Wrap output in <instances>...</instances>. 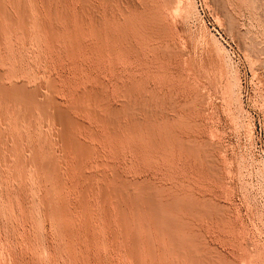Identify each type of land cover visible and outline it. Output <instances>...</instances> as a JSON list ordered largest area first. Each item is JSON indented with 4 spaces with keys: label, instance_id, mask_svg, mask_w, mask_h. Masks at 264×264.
I'll return each instance as SVG.
<instances>
[{
    "label": "rangeland",
    "instance_id": "1",
    "mask_svg": "<svg viewBox=\"0 0 264 264\" xmlns=\"http://www.w3.org/2000/svg\"><path fill=\"white\" fill-rule=\"evenodd\" d=\"M60 1L0 0V85L42 91L79 124L72 133L91 156L78 163L39 111L0 103V264H176L150 232L141 231L142 254L132 255L134 231H120L113 205L98 195L116 173L117 184L151 186L163 201L184 196L215 207L208 218L184 217L216 256L211 264H264V0H88L86 12L77 0ZM93 98L113 112L130 101L150 110L123 117L115 139L72 109ZM168 125L205 146L204 155L160 146ZM34 157L55 164L60 193L47 196L50 184L30 170ZM82 196L92 207L88 223L75 216Z\"/></svg>",
    "mask_w": 264,
    "mask_h": 264
},
{
    "label": "bare ground",
    "instance_id": "2",
    "mask_svg": "<svg viewBox=\"0 0 264 264\" xmlns=\"http://www.w3.org/2000/svg\"><path fill=\"white\" fill-rule=\"evenodd\" d=\"M54 1V0H53ZM57 1V0H56ZM61 0L60 2H62ZM81 3V10L87 11L88 10V0H77ZM142 1V0H141ZM32 2V1H31ZM30 2V4H32ZM64 2V1H63ZM66 2V1H65ZM114 2V1H113ZM112 2V3H113ZM145 2V1H144ZM1 3V2H0ZM23 4H26V2H22ZM34 3V1H33ZM22 4V5H23ZM29 4V5H30ZM44 4V3H43ZM3 6L5 4H2ZM0 4V13L5 15V8H3ZM24 6V5H23ZM26 6V5H25ZM24 6V7H25ZM27 7H29L27 5ZM37 5L34 8L36 10ZM64 7V5H63ZM66 7V6H65ZM7 9V8H6ZM25 9V8H24ZM63 9V8H61ZM22 10V9H21ZM38 10V9H37ZM54 11V10H53ZM65 11V10H64ZM25 12V11H24ZM30 12V11H29ZM27 12V13H29ZM8 13V12H7ZM32 13V12H31ZM34 13V12H33ZM37 13V12H36ZM0 14V15H1ZM12 14V13H11ZM66 14V13H65ZM22 15V14H21ZM24 15V14H23ZM30 15V14H29ZM38 15V14H37ZM58 15V14H57ZM8 17V20L11 22V24L16 25L15 21H13L8 14L6 15ZM66 16V15H65ZM64 16V17H65ZM31 17V16H30ZM63 17V18H64ZM25 18V15H24ZM27 18V17H26ZM33 18V17H32ZM31 18V19H32ZM58 18V17H57ZM66 18V17H65ZM16 20V18H14ZM28 19V18H27ZM43 19V18H39ZM100 19V18H99ZM30 20V19H29ZM28 20V21H29ZM44 20V19H43ZM56 20V19H54ZM154 20V19H153ZM25 21V20H24ZM64 21V20H63ZM156 21V20H155ZM8 22V21H7ZM20 22V21H19ZM32 22V21H31ZM40 22V21H39ZM54 22V21H53ZM68 22V21H67ZM133 22V21H132ZM3 23V22H2ZM6 23V22H5ZM4 23V24H5ZM27 23V21H26ZM45 23V21H44ZM129 23V22H128ZM7 24V23H6ZM18 24V23H17ZM30 24V23H29ZM12 25V26H13ZM26 25V24H25ZM58 25V24H55ZM132 25V23H131ZM159 25V24H158ZM47 26V25H46ZM129 26V25H128ZM17 27V26H16ZM44 27V26H43ZM42 28V27H41ZM57 28V27H56ZM55 28V29H56ZM128 28V27H127ZM10 29V27H9ZM35 29V28H34ZM6 30V28H5ZM24 30V29H23ZM49 31V30H48ZM124 31V30H123ZM40 32V30H39ZM55 33V32H54ZM122 33V32H121ZM81 34V33H80ZM55 35V34H54ZM57 35V34H56ZM74 35V34H73ZM51 36V35H50ZM69 36V35H68ZM56 37V36H55ZM115 37V36H114ZM52 38V37H51ZM100 38V37H99ZM113 38V37H112ZM1 39V38H0ZM32 39V38H31ZM45 40V39H44ZM117 41V40H116ZM131 41V40H130ZM103 42V41H102ZM104 43V42H103ZM54 44V43H53ZM84 44V43H83ZM102 45V44H101ZM100 45V46H101ZM128 45V44H127ZM148 47V46H147ZM167 47V46H166ZM36 48V47H35ZM35 48L34 51H35ZM134 48V47H133ZM170 48V47H169ZM96 49V48H95ZM107 49V48H106ZM133 50V49H132ZM135 50V49H134ZM115 51V50H114ZM121 51V50H120ZM109 52V51H108ZM166 52V51H165ZM169 52V51H168ZM36 53V52H35ZM162 53V52H161ZM27 55V54H26ZM168 56V55H167ZM174 56V55H173ZM27 57V56H26ZM138 58V56H137ZM168 59V58H167ZM38 61V60H37ZM34 63V62H33ZM37 63V62H36ZM35 63V64H36ZM13 64V63H12ZM37 65V64H36ZM39 65V64H38ZM31 67V65H30ZM14 69V68H13ZM17 70V68H16ZM19 71V70H18ZM31 72V71H30ZM18 74V73H17ZM29 74V73H28ZM1 77V75H0ZM7 77V76H6ZM2 79V78H1ZM7 89L2 87L0 85V103L4 106H12L11 108H22L24 113H30L34 111H39L43 118L46 120V123L52 125L56 131V139L59 141L63 149L67 152L72 153L78 163H80L83 160L88 159L91 156L90 149L85 146V144H82L72 133V130H75V128L79 127V124H77L70 116L69 113L58 109L56 107V104H53L49 102L50 100H47L45 97V94L39 91L29 92V90H25L20 87H15ZM53 87V86H52ZM9 88V87H8ZM25 88V87H24ZM48 88V87H47ZM46 88V89H47ZM37 90V89H36ZM40 90V89H38ZM45 90V89H44ZM134 90V89H133ZM51 91V90H50ZM56 92V91H55ZM128 92V91H127ZM45 93V92H44ZM51 94V93H50ZM123 94V92H122ZM154 94V93H153ZM98 95V94H97ZM100 96V95H99ZM127 96V95H126ZM125 96V97H126ZM144 96V95H143ZM97 97V96H96ZM102 97V96H101ZM153 97V96H151ZM158 98V97H157ZM131 99V98H130ZM135 99V98H134ZM103 100V99H102ZM128 100V99H127ZM126 102V101H125ZM140 103V102H139ZM71 104V103H70ZM104 102H102L99 98H93L90 101L87 100H76L73 105L72 109L78 112H83L87 114H91L94 118H96L100 123H102L106 128H108L111 131V134L114 136L113 138L117 137V131L115 133V130L118 127V124L120 123V120L125 116H133L135 112L137 111H149L150 107L147 106V104H141L136 105L134 103L127 102L125 105L124 110L119 113L110 111L106 109V105H103ZM123 105V104H122ZM160 106V105H159ZM191 107V106H190ZM2 108V107H1ZM10 108V109H11ZM61 108V107H60ZM67 108V107H66ZM185 108V107H184ZM5 109V108H4ZM160 109V108H159ZM166 109V108H165ZM113 110V109H112ZM153 110V108H152ZM167 110V109H166ZM5 112V111H3ZM10 112V110H9ZM17 112V111H16ZM70 112V111H69ZM159 112V111H158ZM168 112V111H167ZM172 112V111H170ZM15 113V112H14ZM147 114V113H146ZM150 114V113H149ZM166 114V113H165ZM10 115V113H9ZM15 115V114H14ZM21 115V114H20ZM155 115V114H154ZM33 116V115H32ZM31 116V117H32ZM138 116V115H137ZM15 117V116H14ZM21 117V116H20ZM35 117V115L33 116ZM40 117V116H39ZM42 118V117H41ZM128 118V117H127ZM185 118V117H184ZM5 119V118H4ZM24 119V118H23ZM130 119V118H129ZM179 119V118H178ZM19 120V119H18ZM135 120V119H134ZM160 120V119H159ZM168 120V119H167ZM173 120V119H172ZM28 121V118H27ZM26 121V122H27ZM43 121V120H42ZM1 122V121H0ZM5 122V121H4ZM34 122V121H33ZM41 122V121H40ZM140 122V121H139ZM187 122V121H186ZM18 123V122H17ZM16 123V124H17ZM20 123V122H19ZM18 123V124H19ZM22 123V121H21ZM152 123V122H151ZM177 123V122H175ZM183 123V122H182ZM2 124V123H1ZM26 124V123H25ZM34 124V123H33ZM163 124V123H162ZM36 125V124H35ZM49 125V126H50ZM127 125V124H126ZM141 125V124H140ZM155 125V124H154ZM185 125V124H184ZM188 125V124H187ZM3 126V125H2ZM9 126V124H8ZM18 126V125H17ZM34 126V125H33ZM81 126V125H80ZM123 126V125H122ZM171 126V124H170ZM169 125L166 126L162 132L160 133L163 135V141L162 145L160 146H172L177 148L178 150H181L185 153H187L190 156H193L194 158L204 155V147L186 143L184 140L182 141L177 134H175V130L170 127ZM174 126V123L173 125ZM190 126V125H189ZM23 127V126H22ZM47 127V126H46ZM130 125L128 126V129H131ZM149 127V126H148ZM161 127V126H160ZM184 127V126H183ZM135 128V127H134ZM175 128V127H174ZM2 129V127H0ZM4 129V128H3ZM137 129V127H136ZM135 129V130H136ZM139 129V128H138ZM7 130V129H5ZM10 131V130H9ZM132 131V130H131ZM138 131V130H136ZM136 131H132L133 133H136ZM150 131V127H149ZM2 132V131H1ZM0 132V133H1ZM139 132V131H138ZM49 133H51L49 131ZM130 133V132H128ZM151 135V134H150ZM3 136V135H2ZM49 136V135H48ZM138 136V135H137ZM182 136V135H181ZM1 137V136H0ZM53 137V135H52ZM8 138V137H7ZM97 138V137H95ZM102 138V137H101ZM120 138V137H119ZM139 138V137H138ZM153 138V137H152ZM10 139V137H9ZM55 139V138H53ZM103 139V138H102ZM105 139V138H104ZM116 139V138H115ZM3 140V139H1ZM7 140V139H6ZM24 140V139H23ZM47 140V139H46ZM8 141V140H7ZM55 141V140H54ZM155 141V140H154ZM193 142V141H192ZM196 142V141H195ZM4 144H7L5 141ZM24 143V141H23ZM143 143V142H142ZM153 143V142H151ZM12 144V143H11ZM6 146V145H5ZM9 146V145H8ZM18 146V145H17ZM49 146V144H48ZM130 146V145H129ZM145 146V145H144ZM155 146V144H154ZM1 147V146H0ZM47 147V146H46ZM158 147V146H157ZM9 148V147H8ZM10 149V148H9ZM34 149V148H33ZM46 149V148H45ZM158 149V148H157ZM207 151V148H205ZM49 150V147H48ZM62 150V149H61ZM141 150V149H140ZM1 151V150H0ZM12 151V150H10ZM18 151V147H17ZM24 151V150H23ZM47 152V151H46ZM63 152V151H61ZM34 153V152H33ZM152 153V152H151ZM2 154V153H1ZM4 154V153H3ZM9 154V153H8ZM7 154V155H8ZM31 154V153H30ZM64 154V153H63ZM62 154V155H63ZM149 154V153H148ZM207 154V153H206ZM6 155V154H5ZM72 155V156H73ZM187 155V156H188ZM65 156V155H64ZM2 157V155H1ZM5 157V156H4ZM21 157V156H20ZM28 157V156H27ZM26 157V159H27ZM31 157V156H30ZM40 157V156H39ZM204 157V156H203ZM7 158V156H6ZM37 157H34L31 161V169L32 172L34 171L38 175H40L44 180L45 183L47 182L50 184V189L47 191V196L51 198L53 195H56L61 192L60 184L57 180L58 176V170L54 163L47 162V163H41L36 159ZM50 158V157H49ZM206 158V157H205ZM209 158V157H208ZM2 159V158H1ZM11 159V156H10ZM148 159V158H147ZM197 159V158H196ZM201 159V158H200ZM200 159H198L200 161ZM29 160V159H28ZM52 160V159H51ZM4 161V159H3ZM12 161V160H11ZM20 161V160H19ZM18 161V162H19ZM202 161H204L202 159ZM9 162V161H8ZM16 162V163H18ZM22 162V161H20ZM30 162V161H29ZM46 162V161H45ZM207 162V161H206ZM211 162V161H210ZM25 163H28L26 161ZM57 163V162H56ZM6 165V164H5ZM20 165V164H19ZM22 165V164H21ZM59 165V164H58ZM57 165V166H58ZM79 165V164H78ZM206 165V164H205ZM209 165V164H208ZM18 166V165H17ZM65 166V165H64ZM211 166V165H210ZM10 167V165H9ZM12 167V166H11ZM10 167V168H11ZM30 167V166H26ZM60 167V166H59ZM76 167V166H75ZM81 167V165H80ZM95 167V166H94ZM21 168V167H19ZM78 168V167H77ZM90 169V168H89ZM210 169V167H209ZM17 170V169H16ZM61 170V169H60ZM11 171L15 172L12 168ZM27 171V170H26ZM94 171V170H93ZM79 172V171H78ZM29 173V172H28ZM63 173V172H62ZM13 174V173H12ZM30 174V173H29ZM113 174V173H112ZM117 174V173H116ZM115 174V175H116ZM24 175V173H23ZM112 176L109 178V181L106 183V185H103V188L98 192L99 197L102 201H109L115 210L116 213V219L117 223L120 227V231H122L125 235L129 234L134 231L135 233V240L133 248L131 249V253L134 256H137L139 248V240L141 238V231L150 232L155 235V237L158 238V240L163 244L162 247L164 248V251L166 249L167 256L171 258L174 262H177L179 264H211L214 260V257L216 256H210V254L205 250V247H203L199 241L195 239V235L193 233L192 227L190 226L189 222L185 220V216L193 217V218H208L212 215H216L215 207L210 206L206 203H201L197 200H194L192 198H184L183 197H177V196H171V198H167L168 200L163 201V195L162 193L155 191L153 188H150L149 186H128L125 184L118 183L117 178ZM26 176V173H25ZM32 176V175H31ZM94 176V175H93ZM5 178V177H4ZM15 178V176H14ZM27 178V176H26ZM41 178V179H42ZM22 179V178H21ZM42 179V180H43ZM119 179V178H118ZM27 180V179H26ZM105 180V179H104ZM12 181V180H11ZM67 181V180H66ZM64 182V181H63ZM93 182V181H92ZM103 182V181H102ZM30 183V182H29ZM32 183V182H31ZM40 183V182H39ZM66 183V182H65ZM84 183V182H82ZM142 183V182H141ZM13 184V183H12ZM89 184V183H88ZM134 184V183H133ZM28 186V184H26ZM102 185V184H101ZM147 185V184H146ZM64 186V184H63ZM66 186V185H65ZM87 186V185H86ZM91 186V185H90ZM99 186V185H98ZM68 187V186H67ZM100 187V186H99ZM98 187V188H99ZM31 188V187H30ZM77 188V187H76ZM94 188V187H93ZM65 189V188H64ZM86 189V188H85ZM92 190V188H90ZM97 189V188H95ZM33 190V189H32ZM46 190V189H45ZM69 190V189H68ZM90 190V191H91ZM5 191V190H4ZM67 191V190H66ZM65 191V192H66ZM78 191V190H77ZM88 191V190H87ZM170 191V190H169ZM173 191V190H172ZM166 192V191H165ZM72 193V192H71ZM79 193V192H78ZM83 193V192H82ZM66 194H69L66 192ZM46 195V194H45ZM29 196V195H28ZM97 196V195H96ZM182 196V195H180ZM186 196V195H185ZM191 196V195H190ZM122 197H128L127 200L130 201L131 209L133 211L134 216V223L132 226V223L130 222L122 204H121V198ZM169 197V196H168ZM47 198V197H46ZM86 198V197H85ZM84 196L81 197L80 203H79V211L78 219L82 222H85L87 220V213L90 211L92 207H89ZM45 199V198H44ZM197 199V198H196ZM100 200V201H101ZM126 200V201H127ZM41 201V200H40ZM125 201V200H124ZM28 202V201H27ZM76 202V201H75ZM78 202V201H77ZM52 202L48 201V206H52ZM127 203V202H126ZM125 203V204H126ZM47 204V203H45ZM68 204V203H67ZM103 204V203H102ZM101 204V205H102ZM129 205V206H130ZM99 206V205H98ZM70 207V206H69ZM78 207V206H77ZM54 208H56V205H54ZM130 208V207H129ZM105 209V208H104ZM56 210V209H55ZM57 211V210H56ZM130 211V210H129ZM31 213V212H30ZM48 214V213H47ZM91 214V213H90ZM89 214V215H90ZM94 214V213H93ZM108 215V214H107ZM218 215V214H217ZM62 214L58 212H53L52 217L53 218H59ZM106 216V214H105ZM131 216V214H130ZM107 218V217H106ZM113 218V217H112ZM14 219V218H13ZM210 219V218H209ZM88 221V220H87ZM86 221V222H87ZM105 221V220H104ZM198 221V220H197ZM81 222V223H82ZM116 222V221H115ZM74 223V222H73ZM88 223V222H87ZM109 223V222H108ZM105 225V224H104ZM96 227V226H95ZM79 229V228H78ZM133 230V231H132ZM114 231V230H113ZM121 232V233H122ZM120 233V234H121ZM98 234V233H97ZM133 234V233H132ZM122 235V234H121ZM82 236V235H81ZM87 237V236H86ZM197 237V236H196ZM115 238V237H114ZM152 237H147L145 241V248L147 256L150 258H153V243L151 241ZM154 238V237H153ZM156 238V239H157ZM143 239V236H142ZM91 240V239H90ZM93 240V239H92ZM134 240V239H133ZM134 240V241H135ZM143 241V240H142ZM99 242V241H98ZM101 246V245H100ZM132 246V245H131ZM156 247V246H155ZM154 247V248H155ZM207 248V247H206ZM113 250V249H112ZM156 251V250H155ZM165 253V254H166ZM211 253V252H210ZM214 253V252H213ZM142 254V253H141ZM145 254V253H144ZM164 254V255H165ZM131 255V257H132ZM140 255V254H139ZM216 255V254H215ZM134 256V257H135ZM146 256V257H147ZM155 256V255H154ZM140 257V256H139ZM138 257V259H139ZM133 258V257H132ZM137 259V257H136ZM144 259V258H143ZM216 259V258H215ZM135 260V259H133ZM136 261V260H135ZM139 261V260H138ZM143 261V260H142ZM216 261H220L219 259ZM215 261V263H216ZM222 261V260H221ZM156 262V260H155ZM172 262V263H174ZM176 263V264H177ZM213 263V264H215ZM218 264V263H216ZM221 264V263H220Z\"/></svg>",
    "mask_w": 264,
    "mask_h": 264
}]
</instances>
